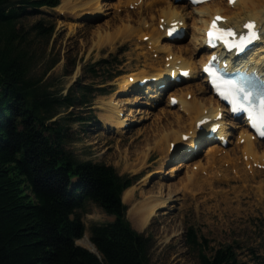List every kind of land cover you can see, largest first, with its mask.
Wrapping results in <instances>:
<instances>
[{
	"label": "bare ground",
	"instance_id": "1",
	"mask_svg": "<svg viewBox=\"0 0 264 264\" xmlns=\"http://www.w3.org/2000/svg\"><path fill=\"white\" fill-rule=\"evenodd\" d=\"M56 12L58 27L66 29L69 36L88 20L95 22L88 42L80 41L82 52L89 43L86 58L129 44L143 66L139 69L138 64L129 75L115 80L118 92L98 103L101 129L117 137V163H123L124 170L133 175L145 174L141 186L155 178L150 190L139 192L138 200L135 194L140 188L136 186L122 194L133 229L141 232L154 218L168 215L185 194L191 193V187L208 183L203 177L207 174L221 173L227 179L233 174L254 185L259 193L264 191V141L250 134L242 119L232 121L211 96L201 75L202 66L218 54L217 50L207 54L205 47V29L213 19L222 17L219 25L234 31L243 29L249 21H254L257 29H264V0H211L200 5L173 0H60ZM172 30L179 32L176 38L169 37ZM128 57V63L133 61L131 55ZM247 58L242 70L264 72V39ZM79 74L81 68L77 66L72 79ZM144 80L148 83L141 86ZM166 90L164 100L160 93ZM132 92L136 94L129 99L126 95ZM135 105L139 108L131 107ZM132 126H137L138 137L144 136L146 141L140 152H133L135 158L128 165L129 148L122 153L119 142ZM214 126L217 131L209 138V128ZM200 147L203 156L193 160ZM154 153L158 157L149 163ZM170 163L174 164L167 168ZM177 224L179 229L181 223ZM179 234L174 231L165 243ZM76 243L94 249L87 235Z\"/></svg>",
	"mask_w": 264,
	"mask_h": 264
},
{
	"label": "trees",
	"instance_id": "2",
	"mask_svg": "<svg viewBox=\"0 0 264 264\" xmlns=\"http://www.w3.org/2000/svg\"><path fill=\"white\" fill-rule=\"evenodd\" d=\"M57 5L58 0H0V264H149L153 240L131 227L122 202L131 177L76 159L64 149L63 127L49 122L57 108L90 106L91 91L70 87L66 95L52 97L28 76L32 51L17 22L27 9L38 13ZM29 30L50 39L54 26L37 22ZM107 66L101 61L87 69L97 79ZM88 201L114 217L89 228L98 255L75 244L85 231L76 211ZM185 244L198 252L199 264H247L231 245L207 256L208 242L198 240L192 228ZM250 262L259 264L256 258Z\"/></svg>",
	"mask_w": 264,
	"mask_h": 264
},
{
	"label": "rangeland",
	"instance_id": "3",
	"mask_svg": "<svg viewBox=\"0 0 264 264\" xmlns=\"http://www.w3.org/2000/svg\"><path fill=\"white\" fill-rule=\"evenodd\" d=\"M59 5L60 0L55 8L42 7L38 13L27 9L28 13L17 22V28L25 33L27 46L32 51L28 76L39 80L38 85L52 97L66 95L70 87L79 90L86 85L89 88L91 92L87 94L86 100L91 102L90 106L87 104L76 105L69 109L57 108L56 115L49 122L57 120L63 127L64 149L76 159L103 163L112 166L118 174L131 177L130 187L140 188L135 194V200H138L139 192L150 190L155 183V178H151L147 184L141 186L139 184L145 174L133 175L124 170L123 163H117L114 157L117 137L101 129L98 109L100 100H106L118 92V87L114 85L115 80L129 75L131 70H136L139 64L135 59L136 51L133 46L125 44L113 52L104 49L99 56L92 55L86 58L85 53L89 43L82 52L80 41L88 42L95 22L88 20L74 36H69L66 29L58 27L60 18L56 9ZM79 21L84 22V19ZM37 22H41L45 29L54 26L50 39L37 38L33 32H30L31 26ZM128 55H131L133 59L130 63H128ZM101 61L108 62V66L100 68L96 75L98 78L95 79L87 68ZM111 64L113 65L110 66ZM77 66L81 68V74L73 83L72 75ZM138 67L141 69L143 66L139 64ZM108 75L113 78L107 80ZM166 92L167 90L160 93L164 100L167 98ZM134 94L136 93L132 92L126 96L132 99ZM116 96L122 97V95ZM131 107L139 108L137 105ZM126 115L127 112H124V116ZM136 129L137 126H132L119 142L122 153L129 148L128 165L135 158L133 152H140L146 141L144 136L138 137ZM175 146L179 149V144ZM202 156L203 147H200L193 160ZM157 157L154 153L149 163L155 161ZM173 164H168L167 168ZM179 173H181L180 177L183 176V171ZM230 176L234 178L233 174ZM203 177L207 178L208 183H197L191 187V193L185 194L180 204L175 205L168 215L154 218L143 231H139L153 240V246L149 252V264H199L198 252L185 244V233L189 228L194 230L198 240L208 242L203 250L207 256L220 247L231 245L240 260L247 264H254L250 261L256 258L259 264H264V191L259 193L260 191L254 185L246 184L239 178L227 179L221 173L213 176L207 174ZM238 190L240 193H237ZM123 204L127 207L126 219L132 227L131 217L127 214L128 205L124 202ZM76 213L85 227L83 238L85 235L89 238L90 226L110 223L114 220V217L106 215L97 205L89 201L85 202ZM179 222L181 226L177 229ZM177 230L180 234L165 243L166 238Z\"/></svg>",
	"mask_w": 264,
	"mask_h": 264
},
{
	"label": "snow or ice",
	"instance_id": "4",
	"mask_svg": "<svg viewBox=\"0 0 264 264\" xmlns=\"http://www.w3.org/2000/svg\"><path fill=\"white\" fill-rule=\"evenodd\" d=\"M196 2H206V0H196ZM232 2L233 0H230V3ZM222 20L223 18L219 16L213 19L208 32L210 42L214 39H220L226 45H229V50L235 48L238 52H242L256 40L264 38V29H257L254 21L245 24L244 27L247 31L237 35L233 29L219 28L218 22H222ZM215 59L213 57L214 61ZM222 84L227 86L228 96L231 97L232 110L245 114L251 127L264 138V95H258L246 88L244 82L223 80Z\"/></svg>",
	"mask_w": 264,
	"mask_h": 264
},
{
	"label": "water",
	"instance_id": "5",
	"mask_svg": "<svg viewBox=\"0 0 264 264\" xmlns=\"http://www.w3.org/2000/svg\"><path fill=\"white\" fill-rule=\"evenodd\" d=\"M75 82V80H73V83ZM77 241V240H76ZM76 241H75V244L76 245H78V246H80V247H82V248H84V249H86L87 251H89L90 253H92V254H95V255H98V252H97V250H96V248L94 247V245L92 244V246H93V250H90V249H88V248H85V247H83V246H81V245H79L78 243H76Z\"/></svg>",
	"mask_w": 264,
	"mask_h": 264
}]
</instances>
